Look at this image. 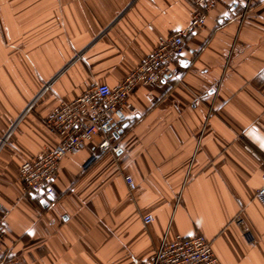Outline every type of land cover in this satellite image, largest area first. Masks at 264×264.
<instances>
[{"label": "crops", "instance_id": "crops-1", "mask_svg": "<svg viewBox=\"0 0 264 264\" xmlns=\"http://www.w3.org/2000/svg\"><path fill=\"white\" fill-rule=\"evenodd\" d=\"M193 12L185 0H0V264H151L162 241L194 232L220 264H264V0H217L173 62L180 78L130 95L138 114L118 153L65 156L46 206L22 192L19 166L60 142L52 110L119 84Z\"/></svg>", "mask_w": 264, "mask_h": 264}, {"label": "built area", "instance_id": "built-area-1", "mask_svg": "<svg viewBox=\"0 0 264 264\" xmlns=\"http://www.w3.org/2000/svg\"><path fill=\"white\" fill-rule=\"evenodd\" d=\"M194 7L188 25L174 33L159 36L150 55L138 63L117 85H93L80 96L68 102H60L46 119L50 132L60 138L53 149H45L32 160L24 161L18 176L24 195H37L41 199L51 197L59 166L65 156L77 155L86 145L94 143L100 153L116 154L122 125L138 114L129 102L130 95L138 88L154 86L166 78L179 79L180 72L173 66L181 56L184 39L205 23L207 14L217 0H185ZM96 160L92 155L83 166L86 170ZM129 189L134 183L129 175L124 176ZM256 199L264 205V171L262 186L256 191ZM239 212L234 222L242 236L253 243L250 231L242 217L243 205L238 201ZM10 209L0 204V249L5 239L4 221ZM151 215L143 217V223L152 222ZM151 264H220L211 244L199 232L190 237L176 235L172 241H162L156 249Z\"/></svg>", "mask_w": 264, "mask_h": 264}, {"label": "water", "instance_id": "water-1", "mask_svg": "<svg viewBox=\"0 0 264 264\" xmlns=\"http://www.w3.org/2000/svg\"><path fill=\"white\" fill-rule=\"evenodd\" d=\"M125 126H126V123H124L123 125H122V130L119 132V135L122 133V131H123V129L125 128ZM52 201V198L49 196V197H46V198H44V199H41V201H40V203L42 204V205H44V206H46L49 202H51Z\"/></svg>", "mask_w": 264, "mask_h": 264}]
</instances>
